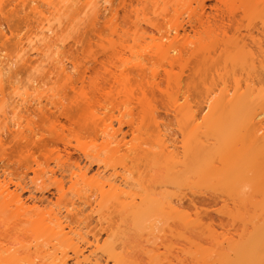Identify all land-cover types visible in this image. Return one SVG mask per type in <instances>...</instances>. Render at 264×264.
<instances>
[{
    "label": "rangeland",
    "instance_id": "1",
    "mask_svg": "<svg viewBox=\"0 0 264 264\" xmlns=\"http://www.w3.org/2000/svg\"><path fill=\"white\" fill-rule=\"evenodd\" d=\"M88 1H97L96 6L100 8L94 22L91 9L83 8V0H79L72 10L61 15L54 36L59 49L51 55L52 60L31 52L24 63L15 60L18 50L23 47L28 52V40L39 32L40 27L57 23L54 19L56 0H0V60L14 59L9 74H6L9 78L3 77V108L7 111L8 128L3 133L0 130L6 152L4 155L5 152L0 150L4 155L0 153V181L8 182L10 190L19 182L18 191L28 206L32 204V194L44 200L36 204L34 212L22 214L19 209L14 210V207L17 209L15 204L0 211V264H6L2 260L8 254L17 257V261L8 264H28L26 259L30 264H48L51 259L46 253H37L45 248L49 253L56 251L58 256L63 249L72 254L68 244L58 242L52 234L51 228L56 226V221L51 216V221L47 220L50 218L48 212H58L60 221L73 228L77 235L74 242H78L84 257H88L83 264L91 261L93 264L94 258L102 264H105L104 259L107 264H219L223 261L220 259L221 248H202L200 243L204 242L197 238L193 244L188 242L195 238L190 232L198 225L195 212L200 213L201 222L205 223L211 219L213 224L234 219L238 225L243 220L246 229L242 235L234 236L237 242H250L253 229L264 224V139L254 147L244 138L249 129L247 117L264 111V78L246 79L243 73L250 68L247 66L253 56L239 53L251 48L246 30H250L255 38L261 37L252 29L260 19L253 15L244 20L240 34L228 30L225 35H219L218 31L210 37L202 34L200 39L190 36L191 41L197 43L200 40L204 50L215 47L216 52L210 54L212 59L203 66L197 67L195 58L191 57L183 71L186 74L191 69L196 73L187 81L185 76L178 79L164 76L159 66L161 61L149 60L148 56L153 44L158 42L149 39V36H158L149 21L159 24L165 15L163 19L168 21V28L175 20L176 9H183L189 0H179V4H176L177 0H145L142 5L136 4L139 15L131 14L126 22L120 18L116 22V33L112 32L111 23H103L110 14L102 12L108 3ZM109 1H112L111 8L121 15V3ZM228 1L230 4V0H225ZM213 3L214 0L205 1L206 5ZM238 4L236 1L234 6ZM234 13L238 19L240 8H235ZM223 36L227 47L220 43ZM242 38L247 48L241 47L244 45ZM261 39L264 40V36ZM120 56L128 58L129 62L121 63ZM59 60L67 66L69 79L63 78L54 68L61 65L56 63ZM136 64L143 69L155 68L161 75L154 79L148 75L143 78L133 66ZM253 65L254 70L264 71V61L259 64L254 59ZM82 72L85 73L83 84L78 79ZM173 72L178 73L179 69L174 68ZM112 75L125 80L126 88L132 93L125 94L127 90L114 85ZM88 77L109 92L107 98L93 91ZM186 82L189 92L188 104L184 106L190 107L195 117L172 110L174 105L185 103L181 92L186 90ZM31 83L36 86L35 90L29 88ZM140 86L146 97L143 104L137 101L143 98L138 89ZM26 89L32 92L27 99L30 101L39 95L40 104L34 99L25 106L21 104V97L17 95L23 96ZM74 90L78 94H87L88 101L84 95H76ZM207 92H212V97L221 105H227V97L241 93L246 96L245 105L209 109L204 102ZM120 101H126L127 108L132 109L131 116L123 113L126 106L118 104ZM142 108L144 112L141 113ZM150 108L155 109L153 117L147 113ZM15 121L20 123L19 127L13 126ZM94 121L100 123L98 128ZM109 123L111 129L101 132L100 129ZM30 129L34 130V136ZM113 131L116 139L123 137L124 144L116 153L109 145L107 148L102 146L106 139V142L110 137L112 139L110 133ZM161 139L176 146L180 159L185 152L182 147L205 146L207 151L201 155L199 167L211 169L212 174L224 162L229 168L227 180L233 179L232 184L221 187L211 176L175 179L171 158L161 149ZM189 152L193 154V151ZM56 161H60L59 164L56 165ZM36 164L39 169L48 164L55 177H49L48 173L43 176V182L32 183L31 168H36ZM48 167H45L46 171ZM85 170L87 176L80 178L78 174ZM97 171L104 178H124L127 186H122L124 191L120 197H115L107 186L102 194L99 193L97 183L93 181ZM58 183L63 185L60 192L56 190ZM209 195H220L221 199L200 202ZM180 198L183 201V207L179 208L181 215L177 214L179 209L171 213L169 203ZM236 208L241 209V215L236 217L216 213L218 209L234 212ZM204 210L207 216H202ZM39 214L46 218L49 227L36 220L41 217ZM215 228L217 232L221 231L219 227ZM107 248H114L119 253L116 263L102 254ZM79 259L83 260L82 257ZM69 264H75V260Z\"/></svg>",
    "mask_w": 264,
    "mask_h": 264
},
{
    "label": "bare ground",
    "instance_id": "2",
    "mask_svg": "<svg viewBox=\"0 0 264 264\" xmlns=\"http://www.w3.org/2000/svg\"><path fill=\"white\" fill-rule=\"evenodd\" d=\"M79 0H56V3H54L55 7V20L56 24H50L47 23V25H42L40 27L39 32H37L33 38H30L28 40L27 46L29 47V51H25L24 48H20L17 52V55L15 60L22 61L24 63H27L29 54L28 53H35L39 54L41 57L45 56L49 59L52 60L51 55L54 54L55 52H58L59 46H57V40H54V36L56 35V28L57 26L60 25L61 21V15L63 16L66 14L68 10H72V6H74ZM134 1L136 3L134 4ZM205 1L207 0H189L188 3L184 4V8L182 9H176L175 11V20L169 25L168 28H166L167 22L162 18V22L159 24L149 21V24L157 31L158 36L154 37L149 36V39L151 41H155V39L158 40L157 43H154L153 46L151 47L152 49L150 50V54L148 56L149 60H156V61H161V64L159 65L163 69V75L168 77V78H174L178 79L179 77L185 76L187 81L191 80L194 76L196 71L195 70H189L188 73H184L183 68L187 66L190 63L191 57L195 58L194 63L198 67L199 65H204L207 63V61H210L212 57L210 56L211 53L216 52V48L213 47L210 50H204V45L201 44V41L199 40L197 43L194 41H191L189 38L190 36H197L198 39L201 38L202 34L206 35L207 37H210V35L216 31H218L220 34L219 35H225L228 30H232L233 33L240 34L241 28L243 27V21L244 20H249V17L258 16L260 21L257 24L252 25V29L256 32L257 35H260L261 37L264 36V0H230L225 2V0H214V3L212 5H206ZM238 1L239 4L237 7L234 6L235 2ZM97 1H90L88 0H83L82 7L83 8H88L91 9L90 11L92 12V22H94L97 19L96 13L99 11V7L97 8ZM104 3H108V5L103 6L102 12H109V17L107 18L106 21H104V25L106 23H111L113 28L112 32L116 33V22L121 18L122 22H126L131 18V14L135 15L137 17L139 15V8H136V4H143L145 0H118L119 3H121V10L122 14L119 15L118 10L112 9V1L109 0H103ZM179 4V0H177L176 4ZM195 5H193V4ZM234 3V4H233ZM183 6V5H182ZM81 7V6H80ZM81 7V8H82ZM80 8V9H81ZM206 8H209L207 11ZM235 8H240V13L237 14L239 16L238 19L235 18V13L234 9ZM88 9V10H89ZM93 9V10H92ZM83 10V9H82ZM81 11V10H80ZM79 11V12H80ZM103 17L105 16L102 13ZM185 15V16H184ZM73 16V15H72ZM184 16V17H183ZM164 21V22H163ZM249 24L246 25V27ZM247 37L250 40V45L251 48L247 50V52L240 50V54H250L253 56L251 57L250 62H248V68L243 74L246 75V79H257V80H262L264 78V71H256L253 69L254 65V59L258 61L259 64L264 61V40L261 39V37L255 38L252 35V32L249 30H246ZM224 36L222 37V41L220 43H224L222 46L227 47L229 45H226L225 40L223 39ZM162 40H167L166 42H163ZM243 44L244 40L243 38L240 39ZM112 41V40H111ZM237 45H239L237 42H234ZM59 45V44H58ZM190 45H193L190 47ZM226 45V46H225ZM242 48H247V44H244L241 46ZM126 48V46L123 47V49ZM219 48V46H218ZM239 48V47H235ZM224 49V48H223ZM221 49V51L223 50ZM226 50V49H224ZM25 51V52H24ZM114 54V53H111ZM200 54V55H199ZM117 56L119 54H116ZM121 55V54H120ZM54 56V55H53ZM54 60V59H53ZM119 61L121 63H128L129 59L125 58L123 56L119 57ZM16 62V61H15ZM14 63L13 58H2L0 60V130L3 133L4 129L8 128L7 121V111H5L4 106V95L3 93V82L6 76L9 74L8 72L10 71V67ZM56 63H60L61 65L54 67L56 71H60V74L63 76V78L69 79V74L67 72V66L62 63V61H57ZM73 65V64H72ZM135 68H137L138 75L142 76L143 78H146L147 75L150 76L151 78H155L157 76H160L161 73L157 71L155 68L151 69H143L140 67L139 64L133 65ZM166 66L168 68H166ZM75 67V66H73ZM174 68H178L179 72H173ZM241 69H244L241 67ZM148 70V72L146 71ZM8 73V74H7ZM83 74L80 75L78 79H80V83L83 84L85 82V73L82 72ZM7 74V75H6ZM242 74L240 73V76ZM113 78H111L112 83L115 85L117 84L120 87V89L127 90L125 94H131L132 91L126 88V84L124 83L125 80H119L117 77L112 75ZM9 78V76H8ZM7 78V79H8ZM89 78V77H88ZM90 80V78H89ZM129 81V80H127ZM33 83V81H32ZM32 83L29 85V88L31 90H35L36 86L32 85ZM188 82H186V90L184 92H181L182 98H184L185 103L184 104H176L177 99L174 100V107L172 108L174 113L183 115V116H191L195 117V113L190 110V107L185 108V104H188V92H189V86ZM89 85L93 89V91L98 92L101 97L107 98L108 93L104 90L103 87H100L96 81H93L92 78L89 81ZM130 86V84L128 83ZM28 86V85H27ZM81 88V87H80ZM75 89V88H74ZM82 89V88H81ZM138 89L141 90V95L143 98H138L137 101L140 104H143L146 102V97L145 93L142 91V87L140 86ZM177 89L180 90L181 87L179 84H177ZM78 90V89H77ZM24 92V91H23ZM76 92V90H74ZM78 92V91H77ZM76 92V93H77ZM81 92V91H80ZM28 92L26 89L25 92L23 93L24 95L21 96V94L17 95L19 96V100L23 106L26 105V102H31V100L37 102V104H40V99L41 97L37 95L35 98L31 99L30 101L28 100L29 96L31 93ZM75 93V94H76ZM124 93V92H123ZM76 95L81 97L84 95L85 101H88L87 94H81L77 93ZM75 95V98L77 99V96ZM80 97V98H81ZM28 98V99H27ZM227 105H221V102L214 99L212 97V92H207L205 95V105L209 109H214V108H236L240 107L242 105H245L244 101L246 99V96L239 93L237 96L234 97L231 96L230 98H226ZM83 100V99H82ZM220 100V99H219ZM118 104L121 106H126V101H120ZM184 106V107H183ZM123 113L129 114L130 116L132 115V109L124 107ZM28 109H26L27 111ZM149 111L147 113L151 114L153 117V112L154 108L148 109ZM41 112V110H39ZM141 113L144 112L143 108L140 111ZM12 113H14V108L12 109ZM61 114H64L61 113ZM71 120V118H67ZM49 120V119H48ZM247 124L249 125L248 133L245 135V140L246 142H249L250 145H253L254 147L259 144L261 140L264 139V135L262 134V131H264V111H260L257 113L251 114L250 117H247ZM50 121V120H49ZM78 121V120H77ZM53 123V121H51ZM94 126L97 128L99 127L100 123H95L93 122ZM112 124H106L105 128H101V132H106L107 128H110ZM13 126L19 127L20 123L19 122H14ZM111 129V128H110ZM31 132H33V136L35 135L34 130L30 129ZM112 135V139L110 137L109 141L107 139L105 142L102 143V146L107 148L109 145V149L113 153L119 152L122 147V139H116L114 136V131L110 133ZM109 135V136H110ZM106 143V144H105ZM111 144H114L113 146ZM105 145V146H104ZM4 142L3 140L0 139V150L4 153L5 149L3 148ZM112 146V148H111ZM185 149L184 152V157L183 159H180L178 157V153L175 150L176 146L174 144H166L164 141L161 139V149L162 151L166 153L167 156L171 158V163H172V169L173 173L172 176L175 179H186L189 180L192 176H198V177H208L211 176V179L216 183L217 185L221 187L228 186L232 184L233 179H228L227 180V174L229 168L224 162H221L217 166V170L214 173H210L212 171L210 169H206L204 167H199V160H201V155H204V153L207 151L205 146H195V147H182ZM0 151V153H1ZM189 151H193V154H191ZM3 153H1L3 155ZM6 152L4 153V155ZM3 155V156H4ZM8 159V158H7ZM9 161V159H8ZM60 162V161H59ZM58 161L55 162V164H59ZM63 164V163H60ZM198 166H197V165ZM49 165L46 164L45 167H48ZM38 164H36V168H31V172L33 173V178L31 177V182L32 183H37V181L43 182V176L49 173V177H55L54 176V170L49 168L47 171L45 170V167L42 168H37ZM235 169V168H233ZM262 169V168H261ZM100 171L96 172V176L94 175L93 178L94 182L97 183V190L99 193H103L105 186L108 187V191H111L114 193L115 197H120L121 193H123V187H126L127 182H125L123 177H102L100 175ZM80 178H85L87 176V171H82L79 174ZM229 175V174H228ZM182 177V178H180ZM256 177V176H254ZM261 179L262 176H259ZM21 187V184L19 182L15 183V187L13 190H10L8 182L0 181V211L6 209L9 206L11 207L12 204H15L17 209L14 207L15 211H21L23 212L22 214H26L28 212H34L33 208H36L37 203H43L42 199H38L34 196L31 195L32 199V204L31 206L26 205V201L23 202L21 198V194L18 191L19 188ZM56 190L58 192L63 190V185L62 183H58ZM92 196V195H91ZM217 199H221V196L218 195L217 197L209 195L206 198H201V203H210V202H216ZM87 201V200H86ZM85 201V203H87ZM223 203H225V200H222ZM235 203L236 200H233ZM182 199H177L175 202H170L168 205V209L171 211V213H176L179 211V208L183 207ZM73 205V204H70ZM14 206V205H13ZM10 209V208H9ZM179 209V210H178ZM13 210V211H14ZM1 211V212H3ZM49 217L51 216L55 221L54 228H51V232L54 235V237L58 240V242L62 244H68V246L71 248V255L68 254L66 250H61V255L58 256L57 252L54 251L52 253H49L47 248L43 249L42 251H39L37 253H46V256L50 258V262L48 264H69V261L75 260V264H83L85 263L88 259V257H84V253L82 249H80L77 245L78 242H74V240L77 239V235L74 233V230L70 225L68 224H63L60 221V218L57 216V213L53 212H48ZM216 213H226L229 216H239L241 215V209L236 208L235 211L233 212L232 210H216ZM178 215H181V210L180 212L177 213ZM197 215L196 217V225L194 228L190 229V232H193L195 238L191 239L188 241L189 243L193 244V241H196L195 239L201 240V242H204L203 244L200 243L202 248H209V249H214V248H221L220 251L221 257L223 261H221L219 264H264V224L261 226H257L253 229L251 236L252 239L250 242H241L236 240L234 236L236 237L242 235L243 231L246 229L245 224L243 220H240V223L237 225L236 221L232 219L228 223H222L221 221L217 224H213L214 222L212 219L210 220L211 222L205 223L201 222V217L199 212H195ZM36 218L37 221H40L41 225L47 226L46 221L50 220V218H44L42 216ZM184 216V215H183ZM202 216H207L206 210L203 211ZM181 221L182 219L179 218ZM51 221V220H50ZM45 222V223H44ZM49 227V226H47ZM53 227V226H52ZM215 227H219L221 229L220 232H217ZM56 228V229H55ZM66 228L68 230H66ZM55 229V230H54ZM206 233V235H205ZM79 238H82V236L79 235ZM95 239V238H94ZM95 242L97 240H94ZM226 244L225 247L222 246L223 244ZM96 244V243H95ZM47 247V246H46ZM54 247V246H53ZM102 254L104 253L107 255V258L113 259V261L116 263L118 261L119 253L114 251V248H107L102 250ZM93 252H91L92 254ZM90 254V255H91ZM231 254V255H230ZM80 257H82V261H80ZM92 259V258H91ZM105 264H107V259H104ZM6 264L12 263V261H17V257L14 255H6L4 256V259L2 260ZM30 264L31 262L26 259ZM85 261V262H84ZM88 263L90 262V259L87 261ZM92 264V261L89 263ZM93 264H102V262L98 258H94Z\"/></svg>",
    "mask_w": 264,
    "mask_h": 264
}]
</instances>
